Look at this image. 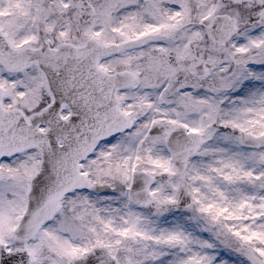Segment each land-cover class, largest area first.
<instances>
[{"label":"snow or ice","instance_id":"6c2138e0","mask_svg":"<svg viewBox=\"0 0 264 264\" xmlns=\"http://www.w3.org/2000/svg\"><path fill=\"white\" fill-rule=\"evenodd\" d=\"M0 264H264V0H0Z\"/></svg>","mask_w":264,"mask_h":264}]
</instances>
